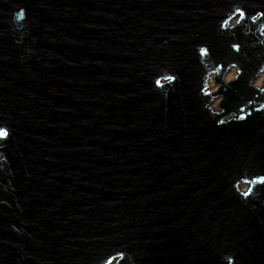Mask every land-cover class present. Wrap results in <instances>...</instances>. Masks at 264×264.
I'll return each mask as SVG.
<instances>
[{"label": "water", "instance_id": "1", "mask_svg": "<svg viewBox=\"0 0 264 264\" xmlns=\"http://www.w3.org/2000/svg\"><path fill=\"white\" fill-rule=\"evenodd\" d=\"M263 72L264 0H0V264H264Z\"/></svg>", "mask_w": 264, "mask_h": 264}, {"label": "rangeland", "instance_id": "2", "mask_svg": "<svg viewBox=\"0 0 264 264\" xmlns=\"http://www.w3.org/2000/svg\"><path fill=\"white\" fill-rule=\"evenodd\" d=\"M236 68H231L227 74L225 75L224 77V82H230L234 79L235 75H236ZM264 81V72L262 74H259V77L255 79L254 83L252 86H255V87H258V88H261L262 87V83ZM208 84L210 85V88L209 90L211 92H217L218 91V88L219 86L215 85L213 83V81H209ZM221 99H215L214 102L212 103V106L211 108L214 110V111H218L217 107H218V104L220 102Z\"/></svg>", "mask_w": 264, "mask_h": 264}, {"label": "snow or ice", "instance_id": "3", "mask_svg": "<svg viewBox=\"0 0 264 264\" xmlns=\"http://www.w3.org/2000/svg\"><path fill=\"white\" fill-rule=\"evenodd\" d=\"M4 135V133L3 132H0V136H3Z\"/></svg>", "mask_w": 264, "mask_h": 264}, {"label": "flooded vegetation", "instance_id": "4", "mask_svg": "<svg viewBox=\"0 0 264 264\" xmlns=\"http://www.w3.org/2000/svg\"><path fill=\"white\" fill-rule=\"evenodd\" d=\"M209 87H210V85H209Z\"/></svg>", "mask_w": 264, "mask_h": 264}, {"label": "bare ground", "instance_id": "5", "mask_svg": "<svg viewBox=\"0 0 264 264\" xmlns=\"http://www.w3.org/2000/svg\"><path fill=\"white\" fill-rule=\"evenodd\" d=\"M259 77V76H258Z\"/></svg>", "mask_w": 264, "mask_h": 264}]
</instances>
